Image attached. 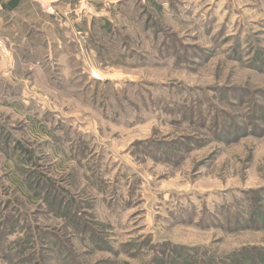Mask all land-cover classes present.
Segmentation results:
<instances>
[{
	"label": "rangeland",
	"instance_id": "rangeland-1",
	"mask_svg": "<svg viewBox=\"0 0 264 264\" xmlns=\"http://www.w3.org/2000/svg\"><path fill=\"white\" fill-rule=\"evenodd\" d=\"M123 11L84 64L0 79V264L264 252V0Z\"/></svg>",
	"mask_w": 264,
	"mask_h": 264
},
{
	"label": "crops",
	"instance_id": "crops-1",
	"mask_svg": "<svg viewBox=\"0 0 264 264\" xmlns=\"http://www.w3.org/2000/svg\"><path fill=\"white\" fill-rule=\"evenodd\" d=\"M132 2L96 0L87 14L82 5L63 0H0V39L5 46L0 50V79H12L14 65H29L35 72L37 65L46 64L68 72L66 65L84 64L87 37L93 40L94 34L103 33L114 40L111 18L122 15Z\"/></svg>",
	"mask_w": 264,
	"mask_h": 264
},
{
	"label": "trees",
	"instance_id": "trees-1",
	"mask_svg": "<svg viewBox=\"0 0 264 264\" xmlns=\"http://www.w3.org/2000/svg\"><path fill=\"white\" fill-rule=\"evenodd\" d=\"M256 210L253 211L249 217L250 223L256 224V223L264 220V214L257 212ZM254 251L256 253H254ZM254 251H252V253H250L251 255L249 253H245L244 251L239 252V253L235 254L234 256L231 255V256L227 257L226 260L220 259V262L218 264H237V260H239V259L240 260L238 261L239 262L238 264H264V252H262V251L258 252L257 250H254Z\"/></svg>",
	"mask_w": 264,
	"mask_h": 264
},
{
	"label": "built area",
	"instance_id": "built-area-1",
	"mask_svg": "<svg viewBox=\"0 0 264 264\" xmlns=\"http://www.w3.org/2000/svg\"><path fill=\"white\" fill-rule=\"evenodd\" d=\"M63 1L68 2V3H76L78 5H82L84 7V11L87 14H91L94 10L93 5L96 0H63ZM44 9L47 11H51L49 7H44ZM0 50H4V43L1 39H0Z\"/></svg>",
	"mask_w": 264,
	"mask_h": 264
}]
</instances>
